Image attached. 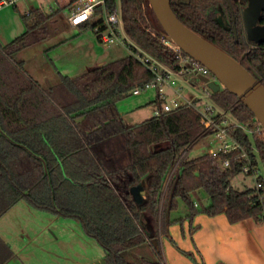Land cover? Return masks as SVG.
<instances>
[{
  "label": "trees",
  "instance_id": "1",
  "mask_svg": "<svg viewBox=\"0 0 264 264\" xmlns=\"http://www.w3.org/2000/svg\"><path fill=\"white\" fill-rule=\"evenodd\" d=\"M217 2L225 10L227 4L237 5L236 0H170V5L183 24L264 79V48L234 42L228 28L205 14ZM105 7L108 12L119 9L130 47L166 65L175 63L159 39L163 29L148 0H120L119 7L116 0H105ZM100 10L98 6L97 15ZM53 14H24L26 30L0 46V217L24 200L32 208L74 219L102 247L109 264H164L160 237L167 233L177 198L186 204L189 218L201 211L225 213L230 222L264 221L256 190H238L231 184L247 163L239 158L240 151L188 157L194 143L207 134L192 107L184 105L133 124L124 119L118 102L153 78L132 55L76 76L59 75L52 88L40 91L25 76L17 54L44 39V24ZM260 19L264 22V8ZM209 100L243 126H233L230 132L251 164L261 169L264 182V131L254 115L224 88L210 90ZM153 103L160 108L159 101ZM226 158L230 164L223 166ZM136 186L143 191L140 201L132 192ZM201 190L209 203L198 209L192 196L198 197ZM146 243L155 258L132 260L129 250ZM11 256L0 238V264Z\"/></svg>",
  "mask_w": 264,
  "mask_h": 264
},
{
  "label": "crops",
  "instance_id": "2",
  "mask_svg": "<svg viewBox=\"0 0 264 264\" xmlns=\"http://www.w3.org/2000/svg\"><path fill=\"white\" fill-rule=\"evenodd\" d=\"M66 24L71 28H76L77 32L86 28L71 26L67 18ZM44 28L46 35L44 39L36 44L42 42L43 45L41 46L44 49H50L62 41V37L55 38L56 34L53 33L57 28L56 21L49 19L44 24ZM95 38L98 40L96 35ZM48 39L51 41H47ZM5 44L0 43V46ZM21 52L17 55L23 61L25 76L34 81L40 91L52 88L58 82L59 75L76 76L81 74H66L55 66L51 68L45 63L43 67L37 68V70L39 72H47L48 76L44 79H38L26 66L25 55ZM103 63L106 62H100L97 66ZM22 82H25L24 79H22ZM191 94L186 93V95ZM153 101L154 96L151 102ZM20 202L21 200L6 211L0 217V221L8 214H10L8 218L11 221H16L19 218L25 219L24 214L20 215L19 212L15 211L20 206ZM52 216L53 219L48 221L49 225L50 223H58V225L64 226L67 221L70 222L71 220L78 222L74 219ZM169 221L167 233L160 237L164 264H264V221L256 222L253 219H245L230 222L225 213L208 215L201 211H198L190 218L188 217V212L181 218H171L169 214ZM76 224V228L70 225L71 227L60 229L61 236H65V241H61L63 245L58 247L55 242L60 241L61 236L59 235L60 233L57 234L54 230L49 231L51 238L54 240H52V245L45 246L44 243L33 245L32 240L25 237L27 231L21 227L24 223L19 224L21 229H13L14 233L16 232L15 230L18 231L14 234L17 240L14 238L10 240V238L5 236L4 233L7 230L4 227L7 224L1 223L0 238L9 245L12 251V256L4 264H109L104 257L102 247L92 242L94 239L84 232L79 222ZM14 240L19 241V243ZM54 246H56L57 250ZM128 255L131 256L132 260L138 258L153 260L155 258L153 250L148 243L129 250Z\"/></svg>",
  "mask_w": 264,
  "mask_h": 264
},
{
  "label": "rangeland",
  "instance_id": "3",
  "mask_svg": "<svg viewBox=\"0 0 264 264\" xmlns=\"http://www.w3.org/2000/svg\"><path fill=\"white\" fill-rule=\"evenodd\" d=\"M116 2L119 7L120 0H116ZM60 3L61 8L55 11L50 19L56 21L57 28L56 31L53 32L56 34L55 38L62 37V41L50 49H44V47L41 46L43 45L41 42L40 44L33 45L30 49L29 46L21 52L25 55L24 59L26 66L29 67V70L36 78H47V72H39L37 70V68L43 67L45 63L51 68L55 66L63 73L77 74L97 66L100 62L117 60L130 54L126 45L118 43L105 45L99 40H96L92 27H86L80 32H77L76 28L69 27L66 24V18L72 11L73 0H60ZM32 6L36 8L37 3H31L28 0L19 1L15 5L7 4L0 6V43L5 44L9 42L25 30L26 27L23 15L26 11L30 10ZM98 20L99 15L91 18L89 24L96 23ZM47 41L51 40L48 39ZM181 87L185 94L200 93L198 89L193 88L190 83H182ZM152 99V92L142 93L140 95L129 94L122 98L117 106L127 122L137 123L153 115L155 105L151 102ZM208 142L216 144V139L210 133H207L194 143L188 151V157L193 158L204 153L207 149ZM174 168L175 166H173L172 170H174ZM170 174L166 177L165 181L169 179ZM231 184L234 188L242 190L253 187L254 179L251 176L240 173L233 177ZM192 200L194 203L198 204V209L209 203L208 195L203 190L199 192L198 197L192 196ZM19 205L20 206H18L15 211L19 212L20 215L24 214L25 219L19 218L16 221H11L8 218L10 214H8L0 221V224H7L4 227L7 232L4 234L7 238H10V240H13V238L17 240L14 234L18 231L15 230L16 232L14 233L13 229H21L22 227L27 231L25 237L31 239L33 245L44 243L45 246H49V244L52 245L54 241L49 234L50 230H54L57 234L60 233L59 235L61 236V228L69 227L70 225L76 228V223H78L69 220L70 222L67 221L64 226L58 225V223H50L49 225L48 221L53 219L52 215L30 207L24 200H21ZM187 212L188 208L186 204L181 198H177V207L171 211L170 217L181 218L184 217ZM12 222L14 223L12 224ZM23 223L24 225L20 227L19 224ZM78 226L80 227L79 224ZM61 241H65V236H61L60 241L55 242L58 247L63 245ZM15 242L19 243V241ZM92 242L97 243L95 240H92ZM54 247L57 250L56 246Z\"/></svg>",
  "mask_w": 264,
  "mask_h": 264
},
{
  "label": "built area",
  "instance_id": "4",
  "mask_svg": "<svg viewBox=\"0 0 264 264\" xmlns=\"http://www.w3.org/2000/svg\"><path fill=\"white\" fill-rule=\"evenodd\" d=\"M19 1L22 0H0V6L15 5ZM28 1L37 3V7L32 6L30 10L26 11L25 15H29L33 10L52 13L61 7L60 0ZM72 5V11L67 17L68 23L71 26L81 27L88 25L91 18L97 16L96 9L99 6L101 9L98 13L99 20L92 28L98 40L105 45L114 43L126 45L130 55L143 64L153 75L151 80L135 86L130 94L140 95L152 92L154 100L160 102V108H156L153 112L154 116H159L184 105L190 106L200 116L203 131L210 133L216 139V144L207 143L205 152L212 157H216L220 153L240 151L239 158L247 161L242 168V173L254 179L253 188L259 195L264 212V182L260 179L261 169L255 168L251 164L246 151L230 132L233 126H243L228 111L217 107L209 100L210 88L208 87V82H218L216 76L197 60L184 55L175 43L166 39L163 35L159 39L172 52V56L175 59V63L172 66L164 64L139 48L133 49L130 47L119 9L108 12L105 7V0H73ZM148 30L155 35L152 28H148ZM200 76L205 77L206 80L200 79ZM194 78L198 79L196 83L192 82ZM182 83H190L200 93L186 95L182 90ZM229 164L230 160L228 158L224 159L223 166H228Z\"/></svg>",
  "mask_w": 264,
  "mask_h": 264
},
{
  "label": "water",
  "instance_id": "5",
  "mask_svg": "<svg viewBox=\"0 0 264 264\" xmlns=\"http://www.w3.org/2000/svg\"><path fill=\"white\" fill-rule=\"evenodd\" d=\"M148 2L163 29V36L216 76L218 82H208L210 90L217 92L224 88L235 95L264 130V84L261 77L250 72L227 52L183 24L172 10L170 0ZM263 8L264 0H248L243 10L247 35L256 41H264V24H258ZM199 78L206 80L202 76ZM132 192L140 201L143 195L141 187H133Z\"/></svg>",
  "mask_w": 264,
  "mask_h": 264
},
{
  "label": "flooded vegetation",
  "instance_id": "6",
  "mask_svg": "<svg viewBox=\"0 0 264 264\" xmlns=\"http://www.w3.org/2000/svg\"><path fill=\"white\" fill-rule=\"evenodd\" d=\"M237 5L232 8L230 4L226 5L228 10H225V6L222 2H217L215 6H210L205 10V14L213 19L216 23L220 24L222 27L228 28L230 33L232 34V38L234 42H248L250 47H263L264 41H256L254 39H250L247 35L243 10L248 4V0H236ZM262 12V11H261ZM259 25H263L264 22L259 18ZM245 54H242L243 58ZM250 72L256 73L259 75L257 71L251 66L248 67ZM247 69V68H246ZM260 76V75H259ZM261 77V76H260ZM262 83L264 84V79L261 77Z\"/></svg>",
  "mask_w": 264,
  "mask_h": 264
}]
</instances>
